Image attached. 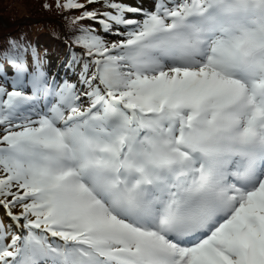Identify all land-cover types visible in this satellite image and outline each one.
<instances>
[{"label": "snow or ice", "instance_id": "1", "mask_svg": "<svg viewBox=\"0 0 264 264\" xmlns=\"http://www.w3.org/2000/svg\"><path fill=\"white\" fill-rule=\"evenodd\" d=\"M60 48L0 35V264H264V0H53Z\"/></svg>", "mask_w": 264, "mask_h": 264}, {"label": "rangeland", "instance_id": "2", "mask_svg": "<svg viewBox=\"0 0 264 264\" xmlns=\"http://www.w3.org/2000/svg\"><path fill=\"white\" fill-rule=\"evenodd\" d=\"M45 2L46 0H0V35L14 31H33V37L37 36L43 42L50 41L49 35L52 29L60 26L61 18L54 11H46L42 7Z\"/></svg>", "mask_w": 264, "mask_h": 264}]
</instances>
